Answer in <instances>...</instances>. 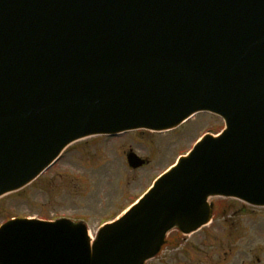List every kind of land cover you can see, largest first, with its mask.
<instances>
[{"label": "water", "instance_id": "water-1", "mask_svg": "<svg viewBox=\"0 0 264 264\" xmlns=\"http://www.w3.org/2000/svg\"><path fill=\"white\" fill-rule=\"evenodd\" d=\"M225 121L92 241L86 224L15 218L0 264H145L211 197L264 206V0H0V197L73 142ZM131 167L145 163L134 152Z\"/></svg>", "mask_w": 264, "mask_h": 264}, {"label": "rangeland", "instance_id": "rangeland-1", "mask_svg": "<svg viewBox=\"0 0 264 264\" xmlns=\"http://www.w3.org/2000/svg\"><path fill=\"white\" fill-rule=\"evenodd\" d=\"M210 113L194 116L166 133L130 132L72 145L43 176L19 193L0 199V224L8 217H68L85 220L92 237L104 222L135 201L177 157L206 131L224 128ZM151 159L132 170L126 151ZM214 198L219 212L203 230L177 240L149 264H264V208Z\"/></svg>", "mask_w": 264, "mask_h": 264}, {"label": "trees", "instance_id": "trees-1", "mask_svg": "<svg viewBox=\"0 0 264 264\" xmlns=\"http://www.w3.org/2000/svg\"><path fill=\"white\" fill-rule=\"evenodd\" d=\"M233 202V201H232Z\"/></svg>", "mask_w": 264, "mask_h": 264}]
</instances>
